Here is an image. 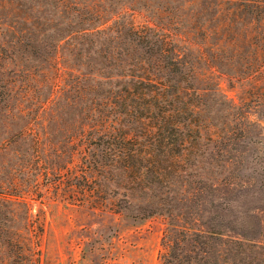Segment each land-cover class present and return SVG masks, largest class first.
Instances as JSON below:
<instances>
[{
  "label": "rangeland",
  "instance_id": "1",
  "mask_svg": "<svg viewBox=\"0 0 264 264\" xmlns=\"http://www.w3.org/2000/svg\"><path fill=\"white\" fill-rule=\"evenodd\" d=\"M0 264H264V0H0Z\"/></svg>",
  "mask_w": 264,
  "mask_h": 264
},
{
  "label": "trees",
  "instance_id": "2",
  "mask_svg": "<svg viewBox=\"0 0 264 264\" xmlns=\"http://www.w3.org/2000/svg\"><path fill=\"white\" fill-rule=\"evenodd\" d=\"M126 141H128V139L126 140V138H124V137H122V138L119 140V144L121 145V147H118V149L121 150V151L118 150V154H119V155H121V152L124 151V147H122V146L126 143ZM112 149H113V148L110 147V151H111ZM86 187H87V186L83 185V186L80 188V190H81V191H82L83 189L85 190ZM88 193H90V192H88ZM142 217H143V215H142Z\"/></svg>",
  "mask_w": 264,
  "mask_h": 264
}]
</instances>
